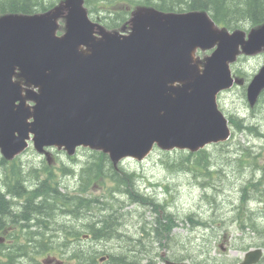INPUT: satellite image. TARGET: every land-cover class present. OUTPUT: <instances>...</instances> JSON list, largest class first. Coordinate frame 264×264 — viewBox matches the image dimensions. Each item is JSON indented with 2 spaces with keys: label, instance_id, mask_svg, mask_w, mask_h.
Here are the masks:
<instances>
[{
  "label": "water",
  "instance_id": "water-1",
  "mask_svg": "<svg viewBox=\"0 0 264 264\" xmlns=\"http://www.w3.org/2000/svg\"><path fill=\"white\" fill-rule=\"evenodd\" d=\"M261 52L264 22L229 31L205 11L137 6L119 30L91 20L85 0L3 14L1 155L11 160L31 141L47 156L50 147L68 156L79 147L98 151L116 168L126 158L144 160L155 145L194 153L223 143L231 129L218 94L244 85L230 68L239 56ZM263 91L264 63L246 86L250 108ZM260 254L251 250L240 264Z\"/></svg>",
  "mask_w": 264,
  "mask_h": 264
},
{
  "label": "rangeland",
  "instance_id": "rangeland-1",
  "mask_svg": "<svg viewBox=\"0 0 264 264\" xmlns=\"http://www.w3.org/2000/svg\"><path fill=\"white\" fill-rule=\"evenodd\" d=\"M91 19L96 20L94 16ZM249 28L247 25L243 26V30ZM198 55L202 57L204 53ZM263 63L264 52L254 56L241 55L231 65V70L246 84ZM217 103L228 120H243L244 127L251 130H238L229 124V140L204 149L208 159L206 169H188L180 164L188 156H192L187 163L192 167L195 160H199L198 154L202 150L190 154L182 150L165 152L155 147L143 161L124 159L119 164L120 171L132 173L136 190L162 205V210L157 208L158 213L152 206L143 205L141 201L133 202L129 196L131 194L127 192L128 187L118 185L109 178L111 164L105 162L106 174L93 182L87 195L98 198L109 212H113L117 218L119 235L99 241L83 239L82 236L89 234L84 223L99 220L105 214L99 210L100 207L93 208L81 220L57 214L54 220L61 226V230L80 232V248H75L76 250L95 255L96 264H111L100 261V258L120 254L137 255L142 259L141 264H146L151 258V263L157 264L161 262L162 253L190 264H235L250 246L256 245L254 239L259 242L257 236L252 238L248 229L242 234L239 224H250V220H254L251 211L256 206L255 198H260L250 182L260 179V169L264 168V93L257 105L251 109L246 100L245 85H235L220 93ZM51 152L57 160L51 165L44 163L46 168H50L49 177L60 182V193L74 194L81 184V169L93 162L98 157V152L79 148L73 161L61 151L53 149ZM41 160L43 161L30 146L22 157V165L40 167L43 166ZM64 167L75 170V175L64 176ZM120 171L117 174L121 175ZM116 186L118 191L115 190ZM242 196H247V199L242 200ZM166 213L175 218V226L167 241L158 242L152 238L157 225L156 219L160 214ZM189 217L198 224H192ZM238 218L242 221L238 222ZM143 231L152 233L149 235L150 239ZM64 241V232L56 234L48 243L52 250L30 253L20 264H55L64 263V260V264L77 263V260L68 259L71 252H58V245ZM130 249L139 252H129ZM48 259L51 262H46ZM1 261L4 262V258Z\"/></svg>",
  "mask_w": 264,
  "mask_h": 264
},
{
  "label": "trees",
  "instance_id": "trees-1",
  "mask_svg": "<svg viewBox=\"0 0 264 264\" xmlns=\"http://www.w3.org/2000/svg\"><path fill=\"white\" fill-rule=\"evenodd\" d=\"M60 1L61 0H0V15L6 13L33 14L37 12H44L52 8ZM85 5L89 10L90 16H94L95 19H98L107 29L120 28L129 18L131 10L139 5L154 7L163 12L183 13L188 11H205L217 25L230 31L236 29L243 30L244 25H247V27L250 28L255 27L264 22V0H85ZM242 122L243 120L240 119H229V123L236 129L251 130L249 127H244ZM189 157L192 156H188L184 161H182L180 163L181 166H186L188 169H196V167L206 169L208 159H206V153L204 150L198 154L199 160H195L192 167L187 165V163H189ZM200 160H202V162H200ZM105 162L109 163L107 156L98 153V157L93 162L87 164L81 169L78 208L76 203L77 197H72L70 200L68 196H66L65 203L63 205L65 208H60V211H63L65 215L70 214V216L74 218L78 217L81 220L85 219V215L90 213L95 207L100 206L101 211L106 210L103 203H101L98 198H93L91 195H87L88 188L93 184V182L97 179H101L103 174H106L104 173ZM106 166H109V164ZM108 172V176L113 182L118 185L123 184L128 187L129 191L127 192L131 194L129 196H131L133 202L141 201L143 205L152 206L153 210L157 213L158 209H163L162 205L155 203L149 197L140 194L136 190L133 185L134 175L132 173H125L122 171V174L119 175L113 171L112 168L109 169ZM252 187L253 189L256 188V186L253 185ZM42 188L44 189L42 193H44L46 197L45 203L49 201L46 205L49 211V216L53 217L52 212L57 204L56 202L60 203L62 195L56 187L43 186ZM115 190L118 191L117 186L115 187ZM255 192L264 194V190H260V188L255 189ZM246 197L247 196H244V200ZM4 203L5 201L2 197L0 202L1 207ZM105 212L106 214L100 216L101 219L96 221L91 220L84 223V228H86L89 235H91L92 239L95 241L119 235L117 233V218L114 217L113 212H109V210H106ZM188 220L191 221L190 217ZM174 221L175 218L171 214H160L156 219L157 225L154 229V236L152 238L158 242L167 241L171 235V230L175 226ZM94 222L96 227L93 226ZM191 222L192 224L196 223L195 221ZM143 233L146 232L143 231ZM146 235L148 239H150L149 233H146ZM81 256L83 260V263L81 264H96L95 255L92 256L88 252L82 251ZM10 259H13V256H11ZM150 259L147 260L148 263L146 264H151L152 259ZM141 261L142 259L137 255L127 256L126 254L109 255L107 260V262H110L111 264H140Z\"/></svg>",
  "mask_w": 264,
  "mask_h": 264
},
{
  "label": "flooded vegetation",
  "instance_id": "flooded-vegetation-1",
  "mask_svg": "<svg viewBox=\"0 0 264 264\" xmlns=\"http://www.w3.org/2000/svg\"><path fill=\"white\" fill-rule=\"evenodd\" d=\"M52 150L53 149L47 150L50 154H48V156L46 153L38 154V157L43 159V161L41 160L43 166L40 167H26L22 165V157L26 151L12 160H5L0 155V202L2 197L5 201L2 207L0 205V261L4 258V262L1 261L0 264H20L29 253L52 250L53 248L50 245L48 246V243L60 232L65 233V241L61 245H58V247H60L58 248V252L73 253L75 255L74 260H77L80 264L82 251L75 249L78 247L80 248V232L76 230H61V226L54 220L57 214L65 215L63 211H60V208H65L63 205L66 196H68L70 200L72 197H77L76 203L78 208L79 188L77 191H74V194L69 192L64 194L61 193L62 200L60 203L56 202L57 204L52 212L53 217L49 216V211L46 207L49 201L45 203L46 197L45 194L42 193L44 190L42 188L43 186H53L59 191L60 182L53 181L54 179L49 177L50 174L48 170H50V168L44 166V163L48 165L54 162L56 163L57 159L52 155ZM61 152L65 153L64 151ZM67 157L71 161L75 160L74 156ZM260 170L262 171L261 178L250 183L251 186H256L255 189L262 187L260 190H264V168ZM62 171L64 176H71L76 173L75 170L71 171L66 167H64ZM242 200H244V196H242ZM255 202L256 206L251 211L254 220H250V224L246 229L249 230L252 238L257 236L256 239H259V242L254 239L256 245L253 248L261 250L260 258L255 264H264V194H260V198H255ZM77 212L79 213L78 210ZM66 216L72 217L70 214ZM237 221L241 222L242 220L238 218ZM55 225H57V227H54ZM239 229L241 232L245 231V225L239 224ZM76 237L77 239H75ZM82 237L85 241L89 239H91L90 241L93 240L89 234ZM133 249H130L129 252H139ZM11 255H15V260L9 259ZM127 256L130 255L128 254ZM243 257L235 264H239L243 260ZM167 260L177 262L172 257L162 253L160 256L161 262L157 264H165ZM46 262H51V259H48ZM64 263L60 262L55 264ZM151 264L155 263L152 262Z\"/></svg>",
  "mask_w": 264,
  "mask_h": 264
},
{
  "label": "bare ground",
  "instance_id": "bare-ground-1",
  "mask_svg": "<svg viewBox=\"0 0 264 264\" xmlns=\"http://www.w3.org/2000/svg\"><path fill=\"white\" fill-rule=\"evenodd\" d=\"M87 208H88V207H87ZM85 213H87V212H85ZM91 223H92V222H91ZM91 223H90V224H91ZM96 223H97V222H96ZM88 225H89V224H88ZM93 226L96 227V226H95V222H94V225H93ZM105 226H106V225H105ZM98 227H99V226H98ZM112 227H113V226H112ZM103 228H104V227H103ZM105 228H106V227H105ZM110 228H111V227H110ZM88 229H89V228H88ZM90 231H91V230H90ZM107 232H108V231H107ZM111 232H112V231H111ZM151 234H152V233H151ZM151 234L149 233V235H151ZM153 235H154V234H153Z\"/></svg>",
  "mask_w": 264,
  "mask_h": 264
}]
</instances>
